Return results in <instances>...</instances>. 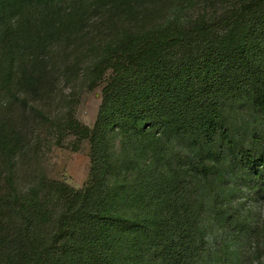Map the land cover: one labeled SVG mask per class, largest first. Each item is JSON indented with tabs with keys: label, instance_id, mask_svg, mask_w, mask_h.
<instances>
[{
	"label": "trees",
	"instance_id": "16d2710c",
	"mask_svg": "<svg viewBox=\"0 0 264 264\" xmlns=\"http://www.w3.org/2000/svg\"><path fill=\"white\" fill-rule=\"evenodd\" d=\"M64 1L0 0L1 74L10 86L15 60L47 25L59 29L53 15L74 17L82 4L114 12L120 27L93 69L92 81H104L97 120L92 128L71 125L90 141L91 178L81 190L50 182L49 193L32 188L18 197L22 219L4 264H246L242 254L262 262L264 213L257 239L242 251L228 237L208 245L211 224L199 222L206 202L217 205L208 160L215 157L219 178L225 151L264 145V0H215L208 9L205 0H70L81 2L72 11L58 7ZM119 128L180 142L190 178L180 184L197 199L179 195L175 174L156 189L150 184V202L123 216L109 184V135ZM207 207L217 227H237L227 208Z\"/></svg>",
	"mask_w": 264,
	"mask_h": 264
},
{
	"label": "rangeland",
	"instance_id": "374dc122",
	"mask_svg": "<svg viewBox=\"0 0 264 264\" xmlns=\"http://www.w3.org/2000/svg\"><path fill=\"white\" fill-rule=\"evenodd\" d=\"M214 1L200 4L208 9ZM70 3L60 2L58 7L72 11L71 6L81 4ZM82 6L74 17L61 14L63 18L54 19L53 15L51 21L59 23V29L47 25L48 35L39 34L35 48L23 51L15 60L10 86L2 80L5 62L0 53V264L5 262L14 227L22 219L15 208L18 197L32 188L42 195L49 193L50 182L81 190L91 178L90 141L81 138L71 125L78 122L92 128L97 120L104 81H92L93 69L120 25L117 17H111L113 11ZM242 114L250 118L248 112L242 110ZM235 121L236 125L242 123L237 115ZM124 132L119 128L109 135L113 164L109 184L116 208L129 218L139 206L150 202L154 193L147 189L150 184L155 188L153 183H157L158 188L160 181L168 182L175 174L179 184L190 178L184 172L188 150L180 142L170 136L158 139ZM257 145L225 151V168L219 178L215 157L208 160L214 166L208 177L215 183L211 198L217 202L204 204L205 218L199 222L200 227L211 224L208 232L213 235L208 245L220 246L228 237L242 251L257 239L255 230L264 213V145ZM189 186L195 189L193 183ZM177 188L181 197L197 199L182 183ZM136 195L139 197L134 199ZM207 205L227 208L238 218L237 227H217ZM241 259L249 264L250 254H242ZM253 264H264V260Z\"/></svg>",
	"mask_w": 264,
	"mask_h": 264
}]
</instances>
